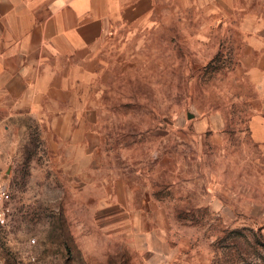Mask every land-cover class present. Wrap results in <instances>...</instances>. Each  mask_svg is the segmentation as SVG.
Listing matches in <instances>:
<instances>
[{"label": "rangeland", "instance_id": "rangeland-1", "mask_svg": "<svg viewBox=\"0 0 264 264\" xmlns=\"http://www.w3.org/2000/svg\"><path fill=\"white\" fill-rule=\"evenodd\" d=\"M219 23L175 2L113 38L85 148L50 118L0 124V264H264V98Z\"/></svg>", "mask_w": 264, "mask_h": 264}, {"label": "crops", "instance_id": "crops-1", "mask_svg": "<svg viewBox=\"0 0 264 264\" xmlns=\"http://www.w3.org/2000/svg\"><path fill=\"white\" fill-rule=\"evenodd\" d=\"M175 2L204 6L224 38L241 37L249 79L264 98V0H0V124L50 118L85 148L95 132L88 119L99 108L93 87L104 49ZM215 128L216 136L223 127ZM249 129L264 145V105L251 114Z\"/></svg>", "mask_w": 264, "mask_h": 264}, {"label": "built area", "instance_id": "built-area-1", "mask_svg": "<svg viewBox=\"0 0 264 264\" xmlns=\"http://www.w3.org/2000/svg\"><path fill=\"white\" fill-rule=\"evenodd\" d=\"M10 202V194L5 186V184L1 181L0 176V226L3 225L6 221V216L9 212L8 203ZM32 243H34V239H32Z\"/></svg>", "mask_w": 264, "mask_h": 264}]
</instances>
